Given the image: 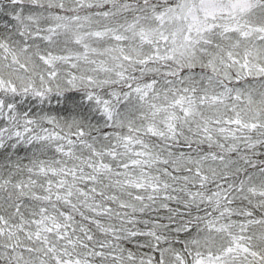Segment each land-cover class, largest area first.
I'll use <instances>...</instances> for the list:
<instances>
[{
	"label": "snow or ice",
	"instance_id": "6c2138e0",
	"mask_svg": "<svg viewBox=\"0 0 264 264\" xmlns=\"http://www.w3.org/2000/svg\"><path fill=\"white\" fill-rule=\"evenodd\" d=\"M0 264H264V0H0Z\"/></svg>",
	"mask_w": 264,
	"mask_h": 264
}]
</instances>
